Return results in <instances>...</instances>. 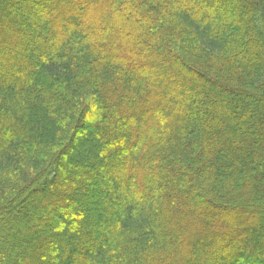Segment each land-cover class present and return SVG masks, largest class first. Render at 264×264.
I'll list each match as a JSON object with an SVG mask.
<instances>
[{
    "label": "trees",
    "instance_id": "trees-1",
    "mask_svg": "<svg viewBox=\"0 0 264 264\" xmlns=\"http://www.w3.org/2000/svg\"><path fill=\"white\" fill-rule=\"evenodd\" d=\"M0 264H264V0H0Z\"/></svg>",
    "mask_w": 264,
    "mask_h": 264
},
{
    "label": "rangeland",
    "instance_id": "rangeland-1",
    "mask_svg": "<svg viewBox=\"0 0 264 264\" xmlns=\"http://www.w3.org/2000/svg\"><path fill=\"white\" fill-rule=\"evenodd\" d=\"M82 132V130L80 131V133ZM80 135V134H79ZM76 145V144H75ZM73 154V153H72ZM65 174L64 171L61 172V175L63 176Z\"/></svg>",
    "mask_w": 264,
    "mask_h": 264
}]
</instances>
